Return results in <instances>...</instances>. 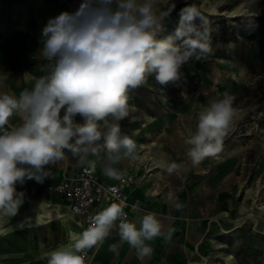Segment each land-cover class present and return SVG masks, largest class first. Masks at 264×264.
I'll return each mask as SVG.
<instances>
[{"label": "clouds", "instance_id": "9594fccd", "mask_svg": "<svg viewBox=\"0 0 264 264\" xmlns=\"http://www.w3.org/2000/svg\"><path fill=\"white\" fill-rule=\"evenodd\" d=\"M174 8L159 11L157 0H81L76 9L47 20L39 52L48 74L33 77L32 87L19 95L0 91V218L15 217L24 203L17 186L27 180L42 184L66 152L80 164L93 163L89 155L103 160L102 171L112 179L124 174L115 165L137 159V143L122 135L119 123L129 117V92L153 75L161 85L174 82L185 63L211 52L207 21L195 4L183 7L174 33L161 37L162 22ZM5 80L0 76V89ZM233 100L224 93L200 111L196 131L185 141L193 162L220 152L234 118ZM14 115L22 122L10 123ZM160 166L169 173L177 168L175 163ZM124 207L113 202L97 212L82 232L71 233L66 244L44 254L47 264H86L87 250L102 244L114 227L139 259L150 257L153 248L147 242L163 235L160 221L149 212L138 227L126 218ZM11 230L0 223V235Z\"/></svg>", "mask_w": 264, "mask_h": 264}, {"label": "rangeland", "instance_id": "374dc122", "mask_svg": "<svg viewBox=\"0 0 264 264\" xmlns=\"http://www.w3.org/2000/svg\"><path fill=\"white\" fill-rule=\"evenodd\" d=\"M80 3L19 0L18 10L27 14L26 27L18 29L26 42L27 56L0 54V66L9 65L0 69V76L6 78L0 91L17 94L23 77L31 85L34 73L48 74L45 69H22L23 62L48 63L39 52L43 27L50 17L72 11ZM172 4L175 8L162 22L161 37L174 33L183 7L195 4L207 21L211 52L185 63L174 82L161 85L153 75L145 85L129 92V117L119 123L122 135L132 137L138 148L137 159L126 161L143 167L145 174L140 173L137 180L148 186L145 176L151 177V196L158 199L151 210L143 204L139 208L164 215L161 225L173 218L183 223L192 220L195 226L190 237L202 228L201 219L205 222L195 236L199 243L192 252L193 264H264V0H157L159 11ZM195 24L201 25L199 18ZM4 32L0 24V34ZM224 93L234 97L235 112L221 150L214 157L193 162L187 156L190 146L185 141L196 131L200 111ZM21 122L16 115L10 119L14 125ZM94 162L103 164L96 157ZM162 162L175 163L177 168L169 173L166 167L158 166ZM146 168L150 171L145 172ZM180 195L199 218L161 212L160 200L175 205ZM179 227L185 235L187 226Z\"/></svg>", "mask_w": 264, "mask_h": 264}, {"label": "crops", "instance_id": "0c3cea01", "mask_svg": "<svg viewBox=\"0 0 264 264\" xmlns=\"http://www.w3.org/2000/svg\"><path fill=\"white\" fill-rule=\"evenodd\" d=\"M18 3L19 0H0V24L5 28L4 34H0V54L3 56H11L14 54L21 56L26 55V48L24 46V43L26 42L22 40L23 37H21L18 29L26 27L27 14L21 13L18 10ZM29 16L35 17L36 15ZM8 67L9 65L4 63L3 66H0V69H7ZM22 69L49 70L48 63L43 62L28 64L27 62H23ZM34 75L39 77L41 74L34 73ZM26 81L28 82L27 78L23 77L20 83L22 87L19 91H22L24 88L32 87V84L30 85L26 83ZM19 93L20 92H18L17 95H19ZM76 120L77 122H82L80 121L79 116L76 117ZM94 158V156L89 155L87 159L93 163L85 164L92 165L103 179H112L104 175L102 171L103 164L101 165L94 162ZM152 162L154 163L153 165L157 164L155 161ZM145 163L151 164L150 161H146ZM78 165H80L78 158H74L70 154L66 155L65 160L52 167V176L45 179L42 184L37 183L34 180H27L25 184L17 186V191L24 193V203L20 206L15 217L0 218V223H2L4 227L12 229L7 234L0 235V264H47V259L44 255L46 253V249L53 247L59 241L63 242L65 239L67 240L68 236L65 232L66 229L61 224L62 222L59 219L53 220L43 217V223L39 225L32 223V221H30L32 219H27L25 226L23 224L22 227H17V225H20L23 220H26L24 218L26 213L23 212V207L29 198L36 197L35 199L39 198L37 200H51L54 202V196L47 190V186L58 181L60 173L63 169H73ZM115 167L119 170L128 169L134 172L136 177H138L140 173H143V167H141V165L137 164V166H134L133 164L127 163L126 159L115 165ZM139 168L141 169L139 170ZM155 174L156 172L150 176ZM145 178H148V186L144 185V181L136 179L130 189L129 200L131 203H139L141 207L143 205L145 208L150 207L149 209L151 210L153 201H158V199L156 195L151 196V193L154 191L150 188L151 177L145 176ZM180 197L181 198L178 199L176 196L175 199L177 200V203L175 205H165L163 203V199L160 200L159 204L162 209V211H160L171 216L187 213L192 217L199 218L198 214H192L191 209L187 207V204L184 202L181 195ZM148 200H150V202H148ZM50 203L56 211L62 213L55 206V203ZM178 203L182 206L179 210L176 208ZM146 213L148 212L144 210L143 215ZM63 216L73 226L77 227L79 233L83 231L81 223L76 217H73L72 215L69 216L65 213H63ZM156 216L160 223H162L164 215L156 214ZM191 221L183 223L182 220L179 221L178 218H173L164 222L162 225L163 235L155 238L153 241L147 242L153 248V252L150 257H145L143 260L138 258L135 249L131 248L127 243L120 242L117 227L115 230L111 231L110 235L102 244L96 246L95 253L87 264H193L194 260L192 259V252L194 249L196 250L198 248L196 246L199 243L195 236L198 233L200 234L205 222L202 219L201 221L199 219L202 224V228L190 237L193 227L195 226ZM182 225L187 226V228H185V235H183V228L179 227ZM137 226L139 227V224ZM110 245H117V251H110Z\"/></svg>", "mask_w": 264, "mask_h": 264}, {"label": "built area", "instance_id": "2783aa9c", "mask_svg": "<svg viewBox=\"0 0 264 264\" xmlns=\"http://www.w3.org/2000/svg\"><path fill=\"white\" fill-rule=\"evenodd\" d=\"M146 170L147 168L145 172L150 171ZM121 171L124 173L121 178L106 180L92 165L80 164L73 169H63L58 181L49 184L47 190L53 194L57 205L80 221L84 230L89 226L92 216L113 202H123L126 218L128 217L133 209L129 192L136 180V174L128 169ZM116 223L118 225L119 221ZM95 250L96 247L87 250L86 264Z\"/></svg>", "mask_w": 264, "mask_h": 264}, {"label": "bare ground", "instance_id": "6f19581e", "mask_svg": "<svg viewBox=\"0 0 264 264\" xmlns=\"http://www.w3.org/2000/svg\"><path fill=\"white\" fill-rule=\"evenodd\" d=\"M238 11V10H237ZM135 163V162H133ZM161 165V164H160ZM158 165V166H160ZM144 174V173H143ZM137 179V177H136ZM143 181V180H142ZM133 205H136L135 210H131V212L129 213L127 219L129 221H136L137 225L139 224V219L143 216V209L139 208V203H133ZM55 206L62 212L59 213L58 211H56V209L53 207V205L48 202V201H42V200H37L35 198H29L26 202V204L23 207V212L26 213L25 215V219L23 220L22 223L25 226V222H27V219H32L30 221H32V223H34L35 225H39L41 223H43V217H47L50 219H59L61 220V224L64 226V228L66 229V233H67V240L65 239V241L63 242H57L56 245H54L53 247H50L48 249H46V253L55 250L58 246H61L63 244H66L69 240V236L71 233H79L78 229L76 226H73L64 216L63 213L67 214L70 216V214L62 207L58 206L55 204ZM33 217V218H31ZM71 220V219H70ZM186 220V219H185ZM64 222V223H63ZM32 227V226H31ZM24 228V227H23ZM64 231V230H63ZM100 245V244H99ZM98 245V246H99ZM222 254V253H221ZM225 254V253H224ZM229 257V256H228ZM203 259V258H202ZM229 259V258H228ZM206 261V260H205ZM207 262V261H206ZM198 264V263H197Z\"/></svg>", "mask_w": 264, "mask_h": 264}]
</instances>
